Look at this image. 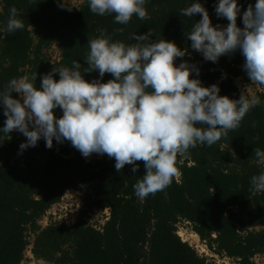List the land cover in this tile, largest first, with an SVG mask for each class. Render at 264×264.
<instances>
[{"label":"trees","instance_id":"trees-1","mask_svg":"<svg viewBox=\"0 0 264 264\" xmlns=\"http://www.w3.org/2000/svg\"><path fill=\"white\" fill-rule=\"evenodd\" d=\"M213 25L227 26L217 17V0H200ZM256 0H239L241 16ZM191 0H148L147 17L135 15L126 24L113 22L112 15L90 12L86 0L80 10L68 11L58 0H0V28L9 9L21 13L24 27L0 36V89L15 77L36 73L40 78L55 65L71 66L84 58L87 43L103 31L113 40L135 43L133 34L151 39L174 41L184 57L199 69L203 86L217 84L221 96L238 99L236 79L252 82L243 70L244 58L231 53L218 62L205 61L191 49L185 33L201 17L180 15V9ZM241 16L237 24L243 27ZM122 29V31H117ZM56 46L60 61L53 65L48 51ZM98 72L85 74V79L98 78ZM59 79L58 74L55 76ZM105 74L103 82L111 79ZM16 96L17 94H13ZM264 101V93L257 94ZM58 116L62 115L56 109ZM6 117L0 107V127ZM26 138L13 131L0 140V264H22L29 238L34 235L31 253L43 264H213L184 242L178 229L187 224L207 250L215 256L233 260L235 264H256L254 258L264 256V193L250 192V177L264 170L252 156L254 148L264 150V102L252 108L240 126L212 146L198 145L189 149L178 164V175L163 191L143 200L134 194L133 185L145 174L143 161L131 171L125 165L118 173L115 160L106 154L102 159L85 161L70 142H53L51 149L41 139L35 147L22 153L19 145ZM86 186L84 208L74 225L51 224L41 228L39 222L60 203L67 192ZM105 212V223L99 229L86 222L90 211Z\"/></svg>","mask_w":264,"mask_h":264},{"label":"clouds","instance_id":"clouds-1","mask_svg":"<svg viewBox=\"0 0 264 264\" xmlns=\"http://www.w3.org/2000/svg\"><path fill=\"white\" fill-rule=\"evenodd\" d=\"M86 2L91 13L112 15L113 22L121 25L134 15L141 20L147 17L148 0ZM58 6L73 8L66 0H58ZM214 10L217 17L228 21L227 26L213 25L200 0H191L180 9L182 16L201 17L185 33L191 49L213 63L239 50L248 79L264 86V0L249 5L242 16L239 0H217ZM20 15L15 7L9 9L0 36L24 27ZM238 16L243 27L237 24ZM153 34L151 29L133 34L135 43L126 44L101 31L88 40L87 67L75 60L71 66L55 65L41 76L39 87L36 73L10 79L0 89V107L6 117L0 140L13 131L22 134L26 140L19 145L21 153L41 139L49 149L54 141H68L85 158L93 153L113 158L118 173L125 165H132L136 173V162L143 161L146 171L133 185L135 196L143 200L163 191L178 175L177 165L183 164L189 149L217 143L264 101L246 87L233 99L221 96L217 84L203 86L194 78L199 76L195 64H176L187 50L164 38L153 41ZM93 71L98 78L85 79ZM105 74L112 77L107 82H103ZM252 156L264 165V150L254 148ZM249 190L253 195L264 193V170L250 177Z\"/></svg>","mask_w":264,"mask_h":264},{"label":"rangeland","instance_id":"rangeland-1","mask_svg":"<svg viewBox=\"0 0 264 264\" xmlns=\"http://www.w3.org/2000/svg\"><path fill=\"white\" fill-rule=\"evenodd\" d=\"M84 1L85 0H66V4L69 7H73L71 11H76L77 9L75 7H79ZM234 53L241 54L239 50ZM48 56L53 65L60 61V52L56 46H53L48 51ZM228 57H230V55H228ZM235 83L240 91V94L245 87L247 88L248 93L251 95L257 96L259 93H264V86H258L255 83L247 84L245 81H243V79L240 78L236 79ZM95 159H102V156L93 153L87 158L84 157V160L87 162ZM83 190H87L86 186H78L75 190L67 192L60 203L53 206L47 212L45 217L39 222L41 228H45L51 224H66L69 227L74 225L78 215L84 208L85 193ZM105 214V212H98L96 210L90 211L86 216V222L99 229L105 223V217L107 215ZM255 230L261 231L264 230V228L257 226ZM178 234L184 242L190 244V246H192L197 251L198 255L207 258L209 261H213V264H233V262H229L225 257L215 256L210 253L207 248L201 244L198 236L190 230L187 224H182L179 226ZM33 241L34 235H31L29 238L30 246L25 251L22 264H43L42 262L37 261L31 253ZM254 262L256 264H264V256H256L254 258Z\"/></svg>","mask_w":264,"mask_h":264},{"label":"built area","instance_id":"built-area-1","mask_svg":"<svg viewBox=\"0 0 264 264\" xmlns=\"http://www.w3.org/2000/svg\"><path fill=\"white\" fill-rule=\"evenodd\" d=\"M229 262H233V264H235V262L233 260L227 259Z\"/></svg>","mask_w":264,"mask_h":264}]
</instances>
